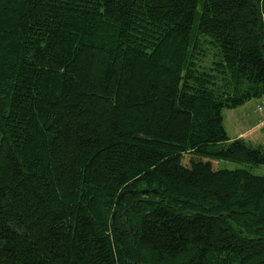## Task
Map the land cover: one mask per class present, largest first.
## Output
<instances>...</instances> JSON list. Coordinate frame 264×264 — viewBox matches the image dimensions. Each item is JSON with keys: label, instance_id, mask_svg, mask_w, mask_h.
I'll list each match as a JSON object with an SVG mask.
<instances>
[{"label": "trees", "instance_id": "16d2710c", "mask_svg": "<svg viewBox=\"0 0 264 264\" xmlns=\"http://www.w3.org/2000/svg\"><path fill=\"white\" fill-rule=\"evenodd\" d=\"M262 97L264 0H0V264H264Z\"/></svg>", "mask_w": 264, "mask_h": 264}, {"label": "rangeland", "instance_id": "374dc122", "mask_svg": "<svg viewBox=\"0 0 264 264\" xmlns=\"http://www.w3.org/2000/svg\"><path fill=\"white\" fill-rule=\"evenodd\" d=\"M223 124L228 136L243 138L253 144H264V97L253 98L245 104L233 108L223 109ZM188 155L183 157L184 162ZM215 169L243 168L255 175H264V165H249L245 163L230 162L228 160H212Z\"/></svg>", "mask_w": 264, "mask_h": 264}, {"label": "crops", "instance_id": "0c3cea01", "mask_svg": "<svg viewBox=\"0 0 264 264\" xmlns=\"http://www.w3.org/2000/svg\"><path fill=\"white\" fill-rule=\"evenodd\" d=\"M238 135H241V136H242L243 134L240 133V134H238ZM238 135H235V136H233V137H230V136H229V137H230V138H234V137H237Z\"/></svg>", "mask_w": 264, "mask_h": 264}]
</instances>
